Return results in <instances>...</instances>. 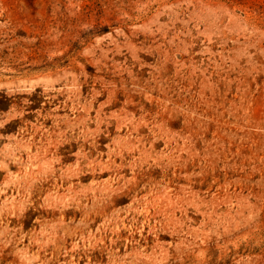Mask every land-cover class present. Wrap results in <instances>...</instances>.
Returning a JSON list of instances; mask_svg holds the SVG:
<instances>
[{"label":"rangeland","instance_id":"rangeland-1","mask_svg":"<svg viewBox=\"0 0 264 264\" xmlns=\"http://www.w3.org/2000/svg\"><path fill=\"white\" fill-rule=\"evenodd\" d=\"M0 264H264V0H0Z\"/></svg>","mask_w":264,"mask_h":264}]
</instances>
